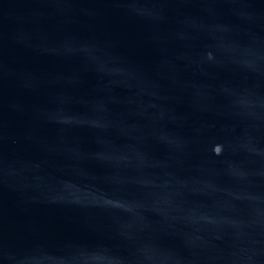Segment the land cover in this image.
<instances>
[{"label": "water", "instance_id": "obj_1", "mask_svg": "<svg viewBox=\"0 0 264 264\" xmlns=\"http://www.w3.org/2000/svg\"><path fill=\"white\" fill-rule=\"evenodd\" d=\"M0 264H264V0H0Z\"/></svg>", "mask_w": 264, "mask_h": 264}]
</instances>
